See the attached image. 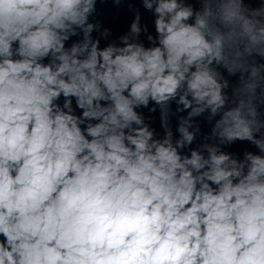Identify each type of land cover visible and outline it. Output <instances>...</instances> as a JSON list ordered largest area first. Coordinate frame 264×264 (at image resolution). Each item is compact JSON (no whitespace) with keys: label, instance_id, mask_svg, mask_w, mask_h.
Returning a JSON list of instances; mask_svg holds the SVG:
<instances>
[{"label":"clouds","instance_id":"1","mask_svg":"<svg viewBox=\"0 0 264 264\" xmlns=\"http://www.w3.org/2000/svg\"><path fill=\"white\" fill-rule=\"evenodd\" d=\"M0 264H264V0H0Z\"/></svg>","mask_w":264,"mask_h":264}]
</instances>
